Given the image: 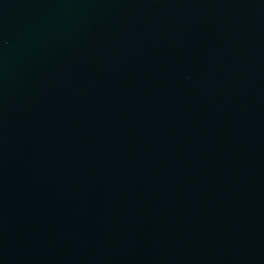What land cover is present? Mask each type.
I'll use <instances>...</instances> for the list:
<instances>
[{
	"label": "water",
	"instance_id": "water-1",
	"mask_svg": "<svg viewBox=\"0 0 264 264\" xmlns=\"http://www.w3.org/2000/svg\"><path fill=\"white\" fill-rule=\"evenodd\" d=\"M0 264H264V0H0Z\"/></svg>",
	"mask_w": 264,
	"mask_h": 264
}]
</instances>
